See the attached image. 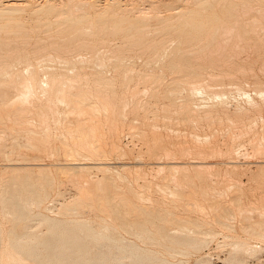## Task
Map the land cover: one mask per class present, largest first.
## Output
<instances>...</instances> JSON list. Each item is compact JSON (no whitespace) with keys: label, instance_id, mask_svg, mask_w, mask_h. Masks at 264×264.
I'll use <instances>...</instances> for the list:
<instances>
[{"label":"bare ground","instance_id":"obj_1","mask_svg":"<svg viewBox=\"0 0 264 264\" xmlns=\"http://www.w3.org/2000/svg\"><path fill=\"white\" fill-rule=\"evenodd\" d=\"M87 1L0 0V130H2L0 145L9 147V149L6 148V151L2 149L3 153L6 152L5 156L9 161L1 173L3 185L2 188L0 187V214H2L0 218L4 216L7 222H11V224L9 223L11 227L9 226L10 229H8L9 235H5V237L9 236L6 237L7 240L3 239L0 228V264H149L151 260V264H159V262L153 261V258L155 259L163 253L159 252L160 249L157 252L154 245L162 244L165 249H170L169 254L176 251L180 253L183 248H177L183 247L182 245L199 248L207 241L208 236L212 238L214 234H218L214 223L232 227L231 221L237 214L240 217L239 224L242 230L253 236L264 238V203L246 204L242 198L244 193L240 185L242 182L237 180L238 178L236 180L229 178V173H226V178L233 181L227 180L226 182H230V184L224 190L213 185L216 180L213 177L215 175L206 174L211 172L208 171L207 164L202 163L205 161L191 162L193 168L190 170L185 162L183 165L178 160L168 158L187 152L191 155L190 152L201 154V152L215 150L214 145L217 140L215 135L211 133L212 138H208L209 135H203L204 139L197 140L195 139L196 133L190 142L184 141L185 138L174 141L169 138L167 129L165 132L168 133L165 136L160 133L162 131L159 132L161 130L159 125V127L157 126L159 130L154 126V123L159 122V119L155 117L159 116L157 114L160 110L159 106L156 107L157 101L154 99L160 98V94L165 97L163 103H160L163 115L161 121L166 120L164 127L173 117L172 113L178 117H175L178 123L179 116H181L182 120L180 121L183 124L185 123L183 119L191 120L193 124L196 120L195 125L198 123L196 126H199L202 119L200 121L198 118L205 117L204 120L207 118L211 120L217 116L218 119L221 117L218 112L220 107L229 109L226 106L223 107L228 96L224 90L216 91V96L220 97L213 102L205 103L200 97V100L204 102V104H200L201 106L195 105L196 101L192 105L190 93L199 91L198 94L201 95H203L202 93L209 94V88H213L214 85L211 84L212 87L208 85V78L211 79V75H218V80L219 77H223L219 76L222 75V72L221 74L216 72V75L210 73L206 75L209 76L207 79L201 80L205 76L204 69L206 67H221L223 65L220 62L221 57L222 60L231 58L234 48L230 51L231 46L226 45L228 40H223L224 35H226L225 38L235 35L236 39L244 40L246 34L249 33V29L246 28L248 25H251L250 28L254 33L259 25L263 29L261 31H264V7L253 4L251 6L249 4L251 0H198L194 6H169L168 8L171 10L167 14L156 15V7L158 8L156 0L154 3L150 0L147 2L148 5L145 4L146 6H137L133 0ZM186 1L184 0V2ZM191 2L193 3L192 0ZM88 5L94 10H88ZM218 5L221 13L215 10ZM253 7V11L260 10V12L252 17L251 23H248L249 19L247 22L243 21L246 20L243 19L244 14L251 12L250 8ZM159 13L163 12L159 10ZM27 14L33 18V24L25 22L24 16ZM150 16L157 20V24L154 28L152 27L154 30L151 34L149 32L151 29L149 21L152 19ZM32 30L35 31L36 37H32ZM39 31L44 35H39ZM113 34L122 36L121 43L116 42L118 39L114 41L112 39L114 45H110L111 41L105 47L108 59L115 66L114 68H117L114 71H117L118 68L122 69V67L124 69L121 77L124 89L120 92L114 88L112 78L100 70L102 65H106L107 58L104 53H100L102 51L99 50L100 47L97 48L98 44L108 43L109 35ZM232 37H227V39L230 40ZM259 40L260 44H262L261 41L264 42L260 38ZM232 41L235 44L240 42L234 39ZM247 42L249 39L244 43L248 44ZM253 43H251L252 48L255 45V42ZM241 44L235 46L240 48ZM244 48L242 49L241 45V53L245 52ZM83 49L86 50L84 52L86 54L81 53ZM237 50L240 51L236 48L235 51L238 52ZM143 54L147 64L165 57L163 65L169 68L166 70L171 75H169V80L164 83L165 87L162 92L160 86L166 80L163 79L164 70L161 73L140 71L137 74V82L132 83L135 67L132 66L133 69H130L132 67L127 59ZM49 60L58 61L57 67L53 65L41 67L44 69L50 67V69L58 70L69 69L72 73L65 70H46L45 75H40L41 70L38 65H44L47 61L50 64ZM247 63L249 62L247 61ZM263 64L260 66L264 67ZM18 65H22L23 68H17ZM86 65H90V69L94 70L91 73L81 71L86 68ZM138 69L140 70V68ZM245 72L247 71L245 70ZM232 73L234 72L232 71ZM232 73L230 70V74ZM237 79L240 80V78ZM206 80L208 81L205 82ZM228 81L227 86H229ZM236 81L234 82L236 83ZM223 83L225 84V82ZM140 85H143V88H140ZM234 87H239V85ZM184 89L186 94L183 98L181 97L182 100L179 99L180 102H177L176 95ZM252 91L254 90L252 89ZM244 92L247 94L249 91L243 89V96ZM255 93L260 96L261 101L255 100L253 95H246L247 102L261 115L264 112V88L258 86ZM141 94L148 96L142 98ZM214 98L217 97L214 95ZM153 101L156 103L155 105ZM59 104H62L63 107H60ZM241 105L237 106L239 108L237 110H240ZM237 110L232 112L235 117L239 118L238 125L240 126H238V131L232 130L230 135L227 133L229 141L224 140L226 151H229L235 143L238 145L239 135L242 138L243 133L246 134V132L248 135L252 133L253 137L261 135L263 137L261 140H264V118H260L259 127L254 129L252 126L255 124L256 127V120L253 123L249 121V125L244 121L245 119L243 120L247 113L246 110L250 111L249 108L242 107L240 111L245 110V112ZM149 113L153 115L152 119L153 117L155 120L157 119L156 122L148 123L151 126L153 124L154 127L152 126L151 129L145 127V119ZM225 114L226 112H224ZM227 114L229 115V112ZM251 116L246 120H253L254 116ZM229 118L231 119V116ZM152 119L151 121L154 120ZM211 122L213 123V121ZM236 122L233 123L232 120L228 123L236 126ZM207 124L209 126V123ZM221 124L223 125V123ZM214 125L212 124L210 127ZM201 127L203 128V125ZM123 128L125 133H130L132 136L138 135L145 141V149L137 151V156L134 157V159L138 157L136 161L134 160L135 164L126 161L116 162L118 165L110 163V155L121 154L120 156L124 155L125 157V154L132 152L131 146L124 145L123 147L121 143L120 134L121 132L123 134ZM169 128L172 129L171 125ZM203 129L205 130V128ZM234 129L236 128L234 127ZM175 131L177 133V129ZM205 132L203 131L204 134ZM206 134L208 133L206 132ZM253 137H248L247 141L255 139ZM254 145H256L255 149L257 147L255 151L264 149V143L257 142ZM217 146L219 145L217 144ZM240 146L242 148L243 143ZM216 150L219 153L221 148ZM235 150L238 151V146L234 149L236 155ZM243 150L238 153H242ZM248 150L250 151V149ZM261 150L259 151L261 152ZM45 152H50L58 159L54 164V169L47 166L50 163L45 164L38 160L42 156L44 158ZM144 153L149 156L161 157H155L157 160L153 161L154 165L152 166V162L150 165L157 166L156 169L153 168L157 173V169L166 170L163 171L164 173L162 172L163 174L157 175L156 179H148L145 174L148 172L140 167L142 160L139 158ZM245 153L248 154L247 151L242 154L245 155ZM212 155L214 156L213 152ZM163 156H166L167 159L162 158ZM191 159L194 160V158ZM208 164L214 166L213 162ZM202 165L207 167L206 173L205 170L202 171L205 168ZM233 165L230 172L236 174V172L238 173V168H235L237 163L235 166ZM93 168L102 171V175L100 173L95 181L91 179L93 175H90ZM132 168H134L133 171ZM151 168L148 169L152 172ZM180 168L183 172L182 180L184 179V182L174 175ZM181 171L179 173H182ZM225 171L222 174L223 177ZM62 173L65 174V179H71L72 182L77 183L72 187L78 188V195L71 197L72 199L61 200L60 206L57 205V209L53 207L55 209L53 210L49 203L54 199V196L51 197L52 191L56 192V196L58 194L61 196L59 184L65 180L60 176ZM153 175L155 176V174ZM195 176L203 179L205 184H198L194 180ZM124 178L128 179L126 185H122L119 181ZM226 178L224 177V179ZM155 180H158L156 184L164 192V194L162 193L163 198L154 197V194L152 195L150 192ZM170 180L172 184L169 183ZM224 181L221 180L222 183ZM63 183L65 186V182ZM228 189H231V193L233 192L232 196L230 193L231 197L229 198H227ZM156 190L158 191V189ZM165 193L167 194L165 195ZM177 201H182L185 205L192 207V210H199L202 216H189L186 212L187 208L186 210L185 208L181 209L187 213L186 215H181L180 212V214L175 213L176 208L173 207H178ZM47 209L53 214H49ZM177 209L179 210V208ZM90 210L95 212L94 216ZM207 214L212 218L209 222H206L208 221L205 218ZM156 219L158 220L156 221ZM34 221L38 224L33 223L35 226H32L31 222ZM205 225L207 226L205 227ZM226 237L229 236L225 235L224 237L223 235V238ZM230 243H228L229 246L234 249L254 248V244L252 245L246 239L233 241L232 245ZM160 259L164 262L166 258L162 259L161 257ZM156 260L158 261V259Z\"/></svg>","mask_w":264,"mask_h":264},{"label":"rangeland","instance_id":"obj_2","mask_svg":"<svg viewBox=\"0 0 264 264\" xmlns=\"http://www.w3.org/2000/svg\"><path fill=\"white\" fill-rule=\"evenodd\" d=\"M30 1H32V2H36V0H30ZM38 1V0H37ZM87 1V0H86ZM100 1V0H99ZM135 1V2H134ZM146 1V2H145ZM140 0V2H138V0H137V2H136V0H133V3L135 4V5H137V6H143V5H148V3L147 2H150V0ZM153 1V3H154V1L155 0H151V2ZM165 1V2H164ZM167 1V2H166ZM169 0H156V4L158 3V8L156 7V15H164V14H167L171 9H169L168 7L169 6H171V7H174V6H180V7H184V6H194L195 5V3H196V1H198V0H192L193 1V3L191 2V0H187L188 1V3H187V1L186 2H184V0L182 1V0H178L177 2H175L176 0H170L171 1V4H169V2H168ZM250 1V0H249ZM255 1V2H254ZM88 2V1H87ZM164 3V4H163ZM167 3V4H166ZM264 0H253V2H252V0L250 1V5L251 4H253V5H260V6H263L264 7ZM87 4V3H86ZM89 4V3H88ZM145 5V6H146ZM164 5V6H163ZM253 5H251V6H253ZM87 8H88V10H90V11H93L94 9L92 8V7H90L89 5L87 6ZM165 8H167V9H165ZM256 8V7H255ZM251 10L252 9H254V7L253 8H250ZM159 10H161V12H163V13H159ZM215 10L216 11H218L219 13H221V11H220V9H219V5L218 6H216L215 7ZM248 10V9H247ZM158 11V12H157ZM256 10H252L251 12L249 11H246V12H248L246 15L244 14V18L243 19H246V20H243V21H246L247 22V19H249V21H248V23L250 22L251 23V21H252V17L254 16V15H256V14H258V12H260V10H258L257 12H255ZM245 12V13H246ZM259 14H261V13H259ZM247 16V17H246ZM152 19H150V21H149V25L151 26V29H150V34L151 33H153V30H152V27L154 28V26L157 24L156 23V19L153 17V16H150ZM24 20H25V22H27L28 24L29 23H31V24H33V18L32 17H30L28 14L27 15H25L24 16ZM28 20V21H27ZM31 20V21H30ZM263 22H264V19H263ZM264 24V23H263ZM251 27V25H248V26H246V28L247 29H249V33H247L246 34V39L244 38V40L246 41V40H248L249 39V42H247L248 44H245L244 42V40H241V39H236V37H235V35H229V36H227L228 38L229 37H232V38H230V40L229 39H227V37L225 38L224 36H226V35H224L223 36V40H228L229 41V43H227L228 41H226V45L227 46H231L230 47V51H232L233 49L232 48H234V51L236 50V48L237 49H240V51L239 50H237L238 52H240L239 54H237L238 52H236L235 51V54H233V52L234 51H232L231 52V58L228 60V58H223V60H222V57L220 58L221 60H220V62L223 64L221 67L220 66H214V67H211V66H208V67H206V69H204L205 70V73H204V77L201 79V80H203V79H207V77H209V76H206V75H208V74H212V73H214L215 75H216V72L218 73V72H220L219 74H221V72H222V75H219V76H223V77H219V80H218V78H217V76L218 75H216V76H213V75H211V79L210 78H208L209 79V81L208 80H206L205 82H207L208 81V85H210L211 87H212V85H214V87L213 88H209V94H206V93H202L203 95H201V94H198V92H195V93H197V94H195V93H190V99H191V102H192V105L195 103V101H196V103H195V105L197 104V105H200V104H204V102L205 103H207V102H213V101H215V100H218L219 98L218 97H220V96H216V91H226V96H227V94H228V96L226 97V102L224 103V105H223V107L224 106H226L227 108H229V109H226L225 107H224V109L223 108H219V110H218V112H219V116H221L222 117V119L221 120H223V121H221L220 120V118H218L217 119V116H215L216 117V119H215V117L213 118V119H211V120H208V118L207 119H205V120H207L208 122H206L205 120H204V118L205 117H202V118H198V120H200L201 121V119H202V121L200 122V121H198V122H200L199 123V126H196L198 123H196V125H195V122H196V120H195V122H194V124H193V122L191 123L189 120H184L183 119V122H185L184 124L182 123V121H180V120H182V118H181V116H179V123H178V121H177V119H175V117H176V115L174 114V113H172L173 114V117L171 118V120L169 121V122H167V125L164 127V125H165V122H166V120L165 119H163V120H165V121H161V119H162V112H161V110H162V104L160 105V103H163V101L165 100L164 98L165 97H163L161 94L159 95V97L160 98H155L154 99V101L156 100L157 101V104L156 103H154V101H153V103H154V105L156 104L157 106V108H158V106H159V108H160V110H159V114H157V115H159L158 117H155V118H158L159 120V122H156V120H155V118L153 117V119H152V117L151 116H153L151 113H149V115L147 116V119H145V127L146 128H150L151 129V127L153 126V124H152V126H151V124H149L148 125V123L150 122H156V123H154V126H155V128L157 129V130H159V129H161V130H159V132L160 131H162V132H160V133H162L163 135H165V134H167L168 132V136H169V138H171V139H173L174 141H177V140H184V138L186 139V140H184V141H187V142H190L191 140H192V138L193 137H195L196 135V133H197V136L195 137V139H197V140H202V139H204L203 137L205 136V135H209V137L208 138H212L213 137V135H215V138L217 139L216 140V142H215V150H212V151H207V152H204L205 153V155H203L204 153H202L201 152V154H199L198 152H190L191 153V155L190 154H187V153H182V154H178V155H176L175 157H168L169 159H175V160H178V162H180V163H186V165H188L189 166V168L188 169H190V170H192V163L194 162V163H196V160H199V161H205V162H202L203 164L205 163V164H207L206 166L208 167V171L209 172H211L210 174L209 173H206V169H207V167H205V166H203V167H205L202 171H204L206 174H208L209 176H213V175H215V176H218V177H215V176H213L214 177V179H216V180H214L215 182H213V185H216L217 187H219V188H222V189H226L227 187H228V185L230 184V182H226L227 180L229 181L230 179H227L226 178V173H229V178L231 177L232 179H237V180H240L242 183L240 184L241 185V188H242V190H243V194H242V198H243V200H244V202L246 203V204H248V203H252V202H254V204H259V203H264V149H258L257 151H255L256 149H257V147H256V149H255V146L256 145H254L255 143L257 144V142H261V143H264L263 141L264 140H261L263 137H261V135H259V136H255V137H253V135H251L252 133H249V135L247 134V132H246V134L245 133H243L244 134V136H242V138H241V135H239V137H238V139H240V142L238 141V139H237V143H238V145L235 143L233 146H232V148L231 149H229V151L227 150L226 151V148H225V146H224V144H226V142L227 141H229V135L231 134L230 132H232V130H235V131H238V126H240V125H238L239 124V118H237V117H235V115L233 114V112H235V111H233V110H237V109H239V108H237V106L239 107V105H241V108H240V110H242V107L243 108H246V109H248L249 108V110L250 111H247L246 110V112L248 113V115H247V113L244 115V117H243V120L247 123V125H249L248 123H250L249 121H252L251 123H253L255 120H256V127L254 126L255 124H253V128L254 129H257L258 127H259V125H260V118H264V112L260 115V113H257V111L256 110H254V108H252V106H250L249 104H248V102H247V96H249V95H253L254 96V98H255V100H258V101H261V98H260V96L257 94V93H255V89L258 87V86H260V87H263L264 88V67H262V66H260L262 63H264V42H262L261 41V43L262 44H260V40H259V38L261 39V40H264L263 38H264V31H261V30H263L262 28H260L261 27V25H259L257 28H256V30H254L255 31V33L252 31V28H250ZM262 27H263V25H262ZM264 28V27H263ZM41 31H39V35H44V33L43 32H41ZM35 33V31H33L32 30V37H36V33ZM261 33V34H260ZM33 35H35V36H33ZM259 35V36H258ZM97 37V36H96ZM250 37V38H249ZM263 37V38H262ZM238 38V37H237ZM255 40H254V39ZM112 39H113V41L114 40H117L118 39V41H116L117 43H121L120 42V40L122 41V36H120L119 34H113V35H109V37H108V43H106L105 45L103 44V45H101V44H98V45H100V46H98L97 45V48H99V50L101 51L100 53H104V55H105V58H107L108 59V57H107V50H106V47L105 46H108V44L112 41ZM232 39H234L235 41H240L239 43H236L237 45L238 44H241V43H243V44H241L242 45V49H243V47H245L244 48V53H241L242 51V49H241V45H239L240 46V48L239 47H237V46H235L236 44L234 43V41H232ZM258 39V40H257ZM251 40V41H250ZM253 40V41H252ZM113 41L110 43V45H112L113 44ZM224 41V42H225ZM115 42V44H117ZM253 42H255V45L253 46V48H252V44H254ZM231 43H234L233 45L231 44ZM250 43V44H249ZM252 43V44H251ZM114 45V44H113ZM250 47H249V46ZM258 45V47H256ZM250 48V49H249ZM232 49V50H231ZM246 49V50H245ZM83 50H85V49H83ZM81 51V53L83 54L84 52H86V50L85 51ZM88 53V52H87ZM84 54H86V53H84ZM248 55V56H247ZM262 55V56H261ZM139 56V57H138ZM141 56V57H140ZM239 56V57H238ZM140 58V59H139ZM106 59V65H102L101 66V69L100 70H102L107 76H110L111 78H112V81H113V84H114V88L118 91V92H120V91H122L123 89H124V85H123V82H122V79H121V77L123 76V71H124V69H123V67H122V69L121 68H118V70L117 71H114V70H116L114 67V65L111 63V61H110V59H108L107 60ZM131 59H132V61H131ZM131 59H127L126 61L130 64V66L132 67H135L134 68V71H133V74L135 75L134 76V80L132 81V83H135V82H137V74H138V72H140V71H143V70H147V71H152V72H154V73H161V71L162 70H164V72H165V75H164V77H163V79L165 80L163 83H161V86H160V90H161V92H162V90L164 89V87H165V85H164V83L165 82H167V80H169L168 78H169V75H171L166 69H169V68H167L166 66H164L163 65V63H164V61L165 60H163V59H165V57H162L161 59H159V60H157V61H154V62H152V63H150V64H147V63H145V61H144V59H145V55L143 54V55H134V57H132ZM225 59V60H224ZM227 59V60H226ZM49 61H51L50 62V64H49V62L47 61V62H45V64L43 65V64H41V65H38V67L40 66V72H39V74L40 75H45L44 73H45V71L46 70H56V71H59V70H65V71H68L69 73L71 72V71H69V69L67 70V69H50V68H42L43 66L45 67L46 65H50V66H55V67H57V65H58V61H54V62H52V60H49ZM130 61V62H129ZM135 61V62H134ZM159 61V62H158ZM200 61H202V59H200ZM247 61L249 62V63H247ZM132 62V63H131ZM144 62V63H143ZM158 62V63H157ZM251 62V63H250ZM256 62V63H255ZM110 63V64H109ZM136 63V64H135ZM142 63V64H141ZM238 63V64H237ZM240 63V64H239ZM233 64V65H232ZM230 65V66H229ZM240 65V66H239ZM242 65H243V67H242ZM42 66V67H41ZM106 66V67H105ZM224 66V67H223ZM254 66V67H253ZM263 66H264V64H263ZM133 67L132 68H130V69H133ZM219 67V68H218ZM259 67V68H258ZM17 68H19V69H22L23 68V66L22 65H18L17 66ZM91 68V66L90 65H86V68L85 69H81V71H83V72H87V73H91L94 69H90ZM138 68H140V70L138 69ZM142 68V69H141ZM162 68V69H161ZM225 68V69H224ZM250 68V69H249ZM263 68V69H262ZM44 69V70H43ZM138 69V70H137ZM210 69V70H209ZM234 69H236V70H234ZM240 69H242L241 70V72H240ZM253 69V70H252ZM71 70V69H70ZM224 70V71H223ZM226 70H228V71H226ZM230 70H231V73H232V71L234 72V73H232V74H230ZM238 70V71H237ZM245 70L247 71V72H245ZM251 70V71H250ZM260 70H262V72H260ZM108 71H109V73H108ZM211 71V72H210ZM225 71H226V74H228V76H226V74H225V77H224V73H225ZM235 71H237V72H235ZM119 72V73H118ZM207 72H209V73H207ZM238 72H240V73H238ZM245 74H244V73ZM251 72V73H250ZM255 72V73H254ZM43 73V74H42ZM72 73V72H71ZM122 73V74H121ZM112 75V76H111ZM114 75V76H113ZM230 75H232L231 77H230ZM235 75H237V76H235ZM253 75V76H252ZM256 75V76H255ZM257 76H259V77H257ZM167 77V78H166ZM206 77V78H205ZM212 77H216V78H213L212 79ZM226 77H228V78H226ZM240 78V80L239 79H237V78ZM245 77H246V79H245ZM255 77V78H254ZM261 77V78H260ZM234 78V79H233ZM231 79V80H230ZM249 79V80H248ZM210 80H212L211 82H210ZM218 80V81H217ZM228 80H230V81H228ZM237 80V81H236ZM214 81V82H213ZM227 81L230 83V84H234V85H230L229 83H228V85L229 86H227ZM234 81H236V83L234 82ZM238 81H239V83H238ZM216 82V83H215ZM223 82H225V84L223 83ZM122 83V84H121ZM222 83V85H220ZM254 83V84H253ZM118 84H119V86H118ZM212 84V85H211ZM215 84H219L218 86L217 85H215ZM148 85H150V84H148ZM225 85V86H224ZM237 86V85H239V87H234V86ZM243 85V86H242ZM122 86V87H121ZM163 86V87H162ZM210 86H208V87H210ZM216 86V87H215ZM230 86H232V87H230ZM148 87V86H147ZM217 87H218V89H217ZM242 87V88H241ZM140 88H143V85H140ZM225 88V89H224ZM233 88H235V89H233ZM238 88H239V90H238ZM212 89H213V91L215 92H213L212 93ZM222 89V90H221ZM230 89V90H229ZM241 89V90H240ZM243 89H245V90H247V91H249V92H247V94H246V92H244V96H243ZM252 89L254 90V91H252ZM239 91V92H238ZM183 92V93H182ZM230 92V93H229ZM146 93V92H145ZM144 93V94H145ZM201 93V92H200ZM211 93V94H210ZM144 94H141V96H143L142 98H147V94L146 95H144ZM184 94H186V90L184 89V90H182L181 91V93H178L177 95H176V101L178 102L179 101V99L182 97H184ZM205 94V95H204ZM210 95H212L211 97H210ZM214 95H215V97H217V98H214ZM247 95V96H246ZM204 96V97H203ZM224 96V95H223ZM229 96H231V97H229ZM232 96H233V98H232ZM235 96V97H234ZM240 96V97H239ZM192 97V98H191ZM200 97H202L201 99L202 100H204V102L203 101H201L200 100ZM206 97H207V99H206ZM213 97V98H212ZM225 97V96H224ZM182 98H181V100H182ZM195 98V99H194ZM204 98V99H203ZM210 100H209V99ZM231 98V99H230ZM206 99V100H205ZM239 99V100H238ZM194 100V101H193ZM198 100V101H197ZM180 102V101H179ZM230 102V103H229ZM234 102V103H233ZM199 103V104H198ZM227 103V104H226ZM228 103H229V105H228ZM246 103V104H245ZM159 104V105H158ZM209 104V103H208ZM231 104H232V106H231ZM236 104H238L237 106H235ZM195 105H194V108H195ZM234 105V106H233ZM59 106L61 107H63V105L62 104H59ZM201 106V105H200ZM230 107H232V108H230ZM196 108H198V107H196ZM173 109H174V107H173ZM222 111H221V110ZM230 110V111H229ZM240 110H237L238 112H245V110H243V111H240ZM233 111V112H232ZM252 111V112H251ZM224 112H226V114L229 112V115L227 114H225L224 115ZM230 112H232V113H230ZM254 113V114H253ZM223 115V116H222ZM251 115H253L254 117H253V120H246V119H248V117H250ZM256 115V116H255ZM227 116H231V119L233 120V123H235L237 120H236V118L238 119V121L236 122V126L235 125H231L232 123H230V125H229V121H232L229 117V119L227 118ZM151 117V119L153 120V121H151V119H148V118H150ZM235 118V119H233V118ZM252 117V116H251ZM165 118V117H164ZM176 118H178V117H176ZM168 119V118H167ZM227 120V125L225 124L226 123V120ZM249 119H252V118H249ZM148 122H147V121ZM218 120H220L219 122H217ZM235 120V121H234ZM186 121H188V122H186ZM211 121H213V123L211 122ZM172 122V123H171ZM214 122H215V125H214ZM179 124V125H175V124ZM203 123V124H202ZM207 123H209V126H208V124ZM211 123V124H210ZM221 123H223V125L221 124ZM194 126V128H193V126ZM214 125V126H212V127H210V125ZM220 124V125H219ZM241 124V123H240ZM160 127H159V126ZM170 125H171V127H172V129L171 128H169L168 129V127H170ZM184 125H186V126H184ZM203 125V128H205V130L201 127ZM207 125V126H206ZM153 126V127H154ZM157 126L159 127V129L157 128ZM191 126H192V128H191ZM222 126H223V129H224V131H223V129H222ZM227 126V127H226ZM230 126V127H229ZM231 126H234L236 129H234V127L232 128ZM198 127H199V129H198ZM201 127V128H200ZM208 127V128H207ZM209 127H210V129H209ZM215 127H216V129H217V131H216V129H215ZM225 127H226V129H225ZM154 128V130H156ZM228 128V129H227ZM168 130V132H165V130ZM175 129H177V133H175L176 131H175ZM180 129V130H179ZM185 129V131H182V130H184ZM195 129H197L198 131H196ZM220 129H221V131H220ZM123 130V134H122V132H121V134H120V139H121V143H122V145H123V147H124V145L126 146V147H130V149L132 150V152H129V153H127V154H125V157H124V155H122V156H120L121 154H117V156H115V154L113 155L112 154V156L110 155L108 158L110 159V163H114V164H117L118 165V163H121L122 161L124 162V161H126V162H129L130 164H135V161L138 159V157H137V159H134V157H136L137 156V151H140L141 149L143 150V149H145V141H144V139L143 138H141L140 136H138V135H131L130 133L129 134H127V133H125L124 132V128L122 129ZM156 130V131H157ZM166 130V131H167ZM201 130V131H200ZM211 130V131H210ZM226 130H228L227 132H226ZM1 131L2 130H0V134H1ZM195 131V132H194ZM203 131L205 132H207L208 134H206V132H205V134L203 133ZM220 131V132H219ZM158 132V131H157ZM179 132H180V136H179ZM184 132L186 133V135L184 136ZM192 132H193V134H192ZM226 132V133H225ZM171 133H172V135H171ZM175 133V134H174ZM191 133V134H190ZM213 135H212V134ZM227 133H229V135L227 134ZM177 134V135H176ZM218 136H217V135ZM220 134V135H219ZM242 134V135H243ZM175 135V136H174ZM190 135H192V136H190ZM199 135H201V137H199ZM204 135V136H203ZM211 135H212V137H211ZM223 135V136H222ZM2 136H3V134H2ZM166 136V135H165ZM179 136V137H178ZM184 136V137H183ZM203 136V137H202ZM176 137V138H175ZM227 137V138H226ZM250 137H253V138H255V139H250V141H247V139H249ZM131 138H132V141H131ZM134 138V139H133ZM207 138V137H206ZM219 138V139H218ZM222 138H224L223 140H221ZM244 138V139H243ZM256 138H259V139H256ZM0 139H2V138H0ZM220 140V141H219ZM226 142H225V141ZM245 142H244V141ZM254 141V140H256L255 142H251V141ZM259 140V141H258ZM223 141V142H222ZM222 142V143H221ZM249 142H251V144H249ZM242 143H243V145L244 146H242V148L245 150V151H247L248 152V154L247 153H245V155H247V156H245V155H243L242 153L243 152H245L242 148H241V146L240 145H242ZM253 143V144H252ZM217 144L219 145V146H217ZM221 144V145H220ZM223 144V145H222ZM238 146V151H240V150H243V152L241 153H238V151H236L237 152V154L235 155V152H234V149ZM249 145V146H248ZM134 146V147H133ZM221 148V151L219 150V153L221 154V157L219 156V153H218V150H216V149H218V148ZM6 148H8L9 149V147H2L1 145H0V187L2 188V185H3V178L1 177V173L3 172L2 170H3V168L5 167V165H6V163H8V161H9V159L7 160L6 158H7V156H5V153H3L2 152V149H4L5 151H6ZM224 148V149H223ZM240 148V149H239ZM7 149V150H8ZM136 149V150H135ZM233 149V150H232ZM248 149H250V151L248 150ZM259 150H261V152L259 151ZM251 151H252V153H251ZM2 152V153H1ZM210 152H211V154H210ZM212 152H213V154H214V156L212 155ZM225 152H227V153H225ZM135 153V154H134ZM194 153L196 154L197 153V155H194ZM224 153V154H223ZM231 153V154H230ZM263 153V154H262ZM45 154V155H44ZM43 155H44V158H43V156H42V158H40V159H38L39 161L41 160V161H43L45 164L47 163H50V164H48L47 166H49V167H51V168H55V162L56 161H58V159L57 158H55V155H53V154H51L50 152H45ZM223 154V155H222ZM193 155V156H192ZM201 155V156H200ZM212 155V156H211ZM225 155V157H223ZM240 155V156H239ZM46 156V157H45ZM48 156V157H47ZM53 156V157H52ZM235 156H237V157H235ZM260 156H261V159H259L260 158ZM4 157V160H2V158ZM113 157H116V158H113ZM117 157H118V159L119 158H121L120 160H118L117 159ZM155 157H158V158H161V157H159V156H149L148 154H142V156H140V160H142V166H141V163H140V167L143 169V170H146V172H148V173H145V174H147V178L148 179H150V178H152V179H156L158 176L157 175H161V174H163L166 170L164 169H162V171H161V169H157L158 170V173L156 172V171H154L156 168H157V166L155 165L154 167H152L153 165H154V162L153 161H155V160H157V158H155ZM199 158V159H196V158ZM201 157V158H200ZM227 157L229 158V162L227 161ZM55 158V159H54ZM113 160H112V159ZM126 158V159H125ZM142 158V159H141ZM162 158H164V159H167L166 158V156H163ZM190 158V159H189ZM191 158H194V160L193 159H191ZM230 158H232V159H230ZM108 159V160H109ZM123 159V160H122ZM201 159V160H200ZM238 159V160H237ZM62 160H64V159H62ZM135 160V161H134ZM224 160V161H223ZM236 160V161H235ZM263 160V161H262ZM5 161V162H4ZM21 161V160H20ZM133 161V162H132ZM188 161H190V162H188ZM218 161V162H217ZM232 161H234L233 163H234V165H233V163H232ZM116 162H118V163H116ZM132 162V163H131ZM153 164H152V163ZM192 162V163H191ZM214 163V166L212 167V165L210 166L208 163ZM225 162V163H224ZM241 162V163H240ZM43 163V164H44ZM191 163V164H190ZM201 163V162H200ZM227 163H229V165H227ZM237 163V165H236V167L235 168H238V173L236 172V174L234 173V174H232L231 172H230V169L232 168L231 166L233 165V166H235V164ZM2 164H4V165H2ZM152 164V166H150ZM232 164V165H231ZM30 165H32V164H30ZM184 165V164H183ZM226 165H227V167H226ZM34 166V165H33ZM150 166V167H149ZM202 166H200V167H202ZM210 166V167H209ZM242 168H241V167ZM152 167V168H151ZM202 167V168H203ZM148 168H151L153 171L151 172ZM153 168H155V169H153ZM210 168H213V169H210ZM225 168H226V171H225ZM240 168V169H239ZM227 169H228V171H227ZM253 169V170H252ZM255 169V170H254ZM132 171L134 170V168H132L131 169ZM181 171V168L180 169H178V171ZM183 170V169H182ZM212 170V171H211ZM214 170V171H213ZM225 171V178L226 179H224V177H223V173H224V171ZM164 171V172H163ZM178 171H176L177 173L176 174H174L175 176H176V178L177 179H179V180H182V178H183V172L182 173H179ZM201 171V170H200ZM201 171V172H202ZM215 171H216V173H215ZM220 171H221V174H220ZM236 171V170H235ZM151 172V173H150ZM163 172V173H162ZM203 172V173H204ZM218 172V173H217ZM61 173V172H60ZM59 173V174H60ZM64 173H66V172H64ZM92 173V174H91ZM91 173H90V175H93L92 176V178L91 179H93L94 181H95V179L98 177V176H100V173H101V175H102V171H100V169H96V168H93V170H91ZM204 173V174H205ZM258 173H261V174H258ZM153 174H155V176L153 175ZM180 174V175H179ZM211 174H213V175H211ZM217 174V175H216ZM219 174L221 175L220 177H219ZM64 175L65 174H61L60 176L63 178V179H65L64 178ZM154 177H153V176ZM3 176V175H2ZM180 176V177H179ZM197 176V175H196ZM194 177V180L199 184V183H203V184H205V181L203 180V179H200V178H197V177ZM259 176V177H258ZM172 177V176H171ZM170 177V178H171ZM228 177V176H227ZM233 177H235V178H233ZM252 177V178H251ZM218 178V179H217ZM2 179V180H1ZM231 179V180H232ZM123 180V181H122ZM141 181H142V179H140ZM212 180V181H213ZM221 180H225L223 183L221 182ZM230 180V181H231ZM120 182H121V184L122 185H126L125 183H127V181H128V179H126V178H124V179H121V180H119ZM157 181L158 180H155V181H153L154 183H152V190L150 191L151 193H152V195L154 194V197H161V198H163L164 197V195H162V193L164 194V192H162V190H160L159 189V187H158V185L156 184L157 183ZM183 182H184V179L182 180ZM233 181V180H232ZM63 182H65V186H64V183ZM67 182H69L68 184H67ZM72 180L71 179H65L64 181H62L60 184H59V188H60V190H61V196L58 194L57 196L58 197H60V198H58L57 196H56V192L55 191H52V196L51 197H53L54 196V199H52L53 200V203H52V200H50L49 202V205L50 206H52V209L53 210H55L54 208H58V206H60V204H61V202L62 201H65V200H67V199H72L73 197H76L77 195H78V188L76 189V187H72L73 186V184L74 185H77V183L76 182H72ZM239 182V181H238ZM170 184H172V181L170 180V182H169ZM173 183H174V180H173ZM62 184V185H61ZM156 184V185H155ZM243 184V185H242ZM227 185V186H226ZM78 187V186H77ZM155 187V188H154ZM156 189H158V191L156 190ZM1 190V189H0ZM231 190V189H230ZM230 190L228 189L227 191H228V197L227 198H229V197H231L232 195H233V192L231 193L230 192ZM77 191V192H76ZM154 192V193H153ZM65 193V194H64ZM230 193H231V196H230ZM77 194V195H76ZM160 194V195H159ZM167 193H165V195H166ZM65 195V196H64ZM72 195H75V196H72ZM246 195V196H245ZM67 196V197H66ZM243 196H245V197H243ZM64 197V198H63ZM66 197V198H65ZM72 197V198H71ZM249 199H251L250 201H249ZM62 200V201H61ZM58 202V203H56V202ZM61 201V202H60ZM248 201V202H247ZM177 203L179 204L178 205V207H173L172 209L174 210V212L176 213H178V214H180L181 213V215H186L187 213L186 212H188V215L189 216H191V217H193L192 215H195L194 217H196V216H198V217H201L202 216V214H201V212L199 211V210H197V209H194V210H192L193 208L192 207H189V206H187V205H185L182 201H177ZM52 204V205H51ZM58 205V206H57ZM54 207V208H53ZM177 208H179V210H184V208H185V210H186V208H187V210H186V212H183L182 210L181 211H179ZM189 208V209H188ZM46 211H49V214H53V213H51L50 212V210H46ZM91 211V213H92V215L94 216L95 215V212L94 211H92V210H90ZM180 212V213H179ZM191 212V213H190ZM90 213V214H91ZM198 213V214H197ZM191 214V215H190ZM197 214V215H196ZM209 214V213H208ZM207 214V215H208ZM1 216H2V214H0ZM201 215V216H200ZM206 215V219H208V221H206V222H209V220L210 219H212L211 218V215H208V216H210V218H208V216ZM0 216V217H1ZM6 218V217H5ZM4 218V216L2 217V218H0V228H1V231H2V235H3V239L4 240H7L8 238H6V237H9V236H6L5 237V235H9V230L8 229H10V227H11V222L9 221V222H7V220ZM3 219V220H2ZM158 219H156V221H157ZM36 221V220H35ZM31 222V225L33 224V223H35V225L36 224H38V222ZM232 223H233V226L232 227H226V226H222V225H219L218 223H214V228H215V230L217 231L216 233H218V234H214V236L211 238V236H208L207 237V241L205 242V243H203L199 248H194V247H192V246H190V245H182L183 247H178L177 249H180V248H183V250L182 251H180V253L179 252H175V253H173V254H169L170 252H169V250L170 249H165V247L162 245V244H159V245H154V248H156L157 250V252H158V250H159V252H162L163 254L162 255H158V257H156L155 259L153 258V261L155 260L156 262H159V264H160V262H161V264H264V238H259V237H257V236H253V235H251V234H249V233H246V231H244V230H242V228L240 227V224H239V222H240V217H239V214H237L236 215V217L231 221ZM10 223V224H9ZM207 224V223H206ZM209 224V223H208ZM216 224V225H215ZM34 224L32 225V226H35ZM210 225V224H209ZM218 225V226H217ZM10 226V227H9ZM207 225H205V227H206ZM219 226H221V227H219ZM205 227H203V228H205ZM43 229H45V227H42ZM220 228V229H219ZM221 228H223V229H221ZM233 228V229H232ZM218 229V230H217ZM224 230V231H223ZM8 232V233H7ZM6 233V234H5ZM10 233H12V232H10ZM223 235H224V237H225V235L226 236H229V237H226V238H223ZM209 238H211V239H209ZM252 238V239H251ZM239 239H246V240H249L250 242H251V244L254 246V248L253 249H245L244 247H240V248H238V249H234V248H232V247H230L229 246V244L228 243H230V245H232V242L233 241H236V240H239ZM165 242H167V241H165ZM226 243H227V245H226ZM92 244V243H91ZM225 244V245H224ZM93 245V244H92ZM161 246L162 247V249H161V247L159 248V247ZM219 246H221V247H219ZM225 246V247H224ZM158 247V248H157ZM163 247H164V249H163ZM186 247V248H185ZM162 250V251H161ZM164 250H166V251H164ZM164 251V252H163ZM157 254V253H156ZM158 254H160V253H158ZM182 254V255H181ZM207 254V255H206ZM165 255V256H164ZM160 256V257H159ZM162 257V259L163 258H166L168 261L166 262V259H164V262H162V261H160L161 258ZM156 259H158V261L156 260ZM160 259V260H159ZM180 261V262H179ZM150 262H152V260L151 261H149V264H151Z\"/></svg>","mask_w":264,"mask_h":264}]
</instances>
